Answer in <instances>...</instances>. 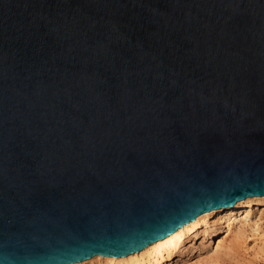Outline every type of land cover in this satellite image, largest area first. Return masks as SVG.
<instances>
[{
    "label": "water",
    "instance_id": "water-1",
    "mask_svg": "<svg viewBox=\"0 0 264 264\" xmlns=\"http://www.w3.org/2000/svg\"><path fill=\"white\" fill-rule=\"evenodd\" d=\"M264 196V0H0V264L126 257Z\"/></svg>",
    "mask_w": 264,
    "mask_h": 264
},
{
    "label": "bare ground",
    "instance_id": "bare-ground-1",
    "mask_svg": "<svg viewBox=\"0 0 264 264\" xmlns=\"http://www.w3.org/2000/svg\"><path fill=\"white\" fill-rule=\"evenodd\" d=\"M259 198L262 199L264 198V196L245 198L244 200L237 202L235 207L231 210H222L217 212L213 211L214 213H218V214L220 213L223 214L224 211L225 212L229 211V215L234 216L236 214V211L238 209L240 210L239 205L241 203L247 204L245 206V209L243 210V213H245L244 219L240 221L238 220L239 226L236 225L234 226L235 217L234 219H232L233 216H230V218H228L225 222H220V220L224 217L221 215L220 217H218L217 221H214L215 223L213 225H216V227L213 231H214V236L216 235L217 237L216 239L217 241L216 242L214 241L211 253L208 252V254H206L207 252L204 251L206 250L204 247L207 245V243L206 245H203V241H204L203 239H205V237L199 240L200 243L197 244L198 239L195 233V229L198 226V224L201 221L206 220L205 218L213 213V212H208L198 215L193 222H189L187 225H184L182 228L177 229L174 233L170 234L166 238L148 245L138 253L130 254L127 255L126 257L103 256L99 258L98 255H94L91 258H89V261L91 263L93 262L96 264H177L178 262H180L181 264H188L189 261L190 264L191 261H193L192 262L193 264H206L209 262L210 263L217 262L218 253L222 249L223 251L225 249V251H227L228 253V251H232L233 249H235L236 248L235 246L237 245L240 248L246 247L248 239H252V238L257 242L251 248L253 250H256V254L257 252L261 253L264 248V230L262 229L260 222L256 220L253 221L252 224L251 223L249 224V228L252 233L250 234L251 235L250 238L249 235H246L245 230L242 229L244 225L246 226V224H248L247 223L248 215H249L248 209L251 201L253 199H259ZM221 223H225V224L221 225ZM205 230L203 229L204 233H206ZM191 234L192 236H190L189 240L185 242L186 236L188 237ZM219 255H221V253ZM81 262H76L72 264H84V262L83 263Z\"/></svg>",
    "mask_w": 264,
    "mask_h": 264
},
{
    "label": "rangeland",
    "instance_id": "rangeland-1",
    "mask_svg": "<svg viewBox=\"0 0 264 264\" xmlns=\"http://www.w3.org/2000/svg\"><path fill=\"white\" fill-rule=\"evenodd\" d=\"M247 204L246 203H241L239 205V208L240 210L238 209L236 211V214L233 216V215H229V211L228 212H223V214H218V213H214V212H217V211H214L212 214L208 215L204 220V221H201L198 226L196 227L195 229V233L197 235V239H198V242L197 244H199V240L203 239L205 237V239H203V245H207L204 247L208 254V252H212V246L214 244V241L216 242L217 240V237L216 235L214 236V229L216 227V225H213L215 222L214 221H217L218 217H220L221 215L224 216L220 222H225L228 218H230V216H233L232 219H234L235 217V223H234V226H239L238 222L240 220H243L244 219V215L245 213H243V210L245 209V206ZM251 205V206H250ZM249 205V215H248V224H246V226L244 225V227H242L243 230H245L246 232V235H249V238H250V234L251 233V230L249 228V224L253 221H259L260 224H261V227L262 229L264 230V198H259V199H253L251 201ZM243 213V214H242ZM239 220V221H238ZM219 222V221H218ZM225 223H221V225H223ZM213 226V227H212ZM199 227V229H198ZM207 227V228H206ZM245 228V229H244ZM203 229L206 231V233H204ZM197 231V232H196ZM200 233V234H199ZM203 234V235H202ZM211 234V235H210ZM200 235V236H199ZM191 235H189L188 237L186 236V239H185V242H187V240H189ZM210 238V239H209ZM212 238V239H211ZM208 240H211V241H208ZM208 241V242H207ZM257 241H255L253 238L252 239H248L247 241V245L246 247H238L235 246L232 251H223V249L218 253V260L217 262H212V263H206V264H264V248H263V251L260 253L257 252L256 254V250H253L251 247H253L255 245ZM189 244V243H188ZM202 245V244H200ZM243 248V249H242ZM248 248V249H247ZM238 249V250H237ZM232 252V253H231ZM221 253V255H219ZM257 255V256H256ZM84 264H96V263H91L88 260L86 261H83ZM81 262V263H83ZM86 262V263H85ZM193 261H191V264ZM179 264H181L180 262H178ZM177 263V264H178ZM188 264H190V261L188 262Z\"/></svg>",
    "mask_w": 264,
    "mask_h": 264
}]
</instances>
